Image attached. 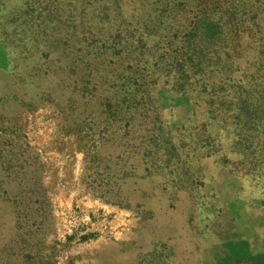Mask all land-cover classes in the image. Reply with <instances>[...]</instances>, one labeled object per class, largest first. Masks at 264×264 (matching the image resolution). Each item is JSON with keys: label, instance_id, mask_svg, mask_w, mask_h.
Wrapping results in <instances>:
<instances>
[{"label": "rangeland", "instance_id": "rangeland-1", "mask_svg": "<svg viewBox=\"0 0 264 264\" xmlns=\"http://www.w3.org/2000/svg\"><path fill=\"white\" fill-rule=\"evenodd\" d=\"M0 56V264L251 262L264 0H0Z\"/></svg>", "mask_w": 264, "mask_h": 264}, {"label": "crops", "instance_id": "crops-1", "mask_svg": "<svg viewBox=\"0 0 264 264\" xmlns=\"http://www.w3.org/2000/svg\"><path fill=\"white\" fill-rule=\"evenodd\" d=\"M4 67L1 62V56H0V74H3ZM255 248V249H254ZM253 248V256L251 257V262L244 263L243 261L237 262V264H264V239L263 244H257Z\"/></svg>", "mask_w": 264, "mask_h": 264}]
</instances>
